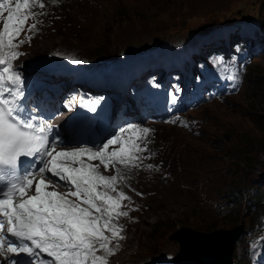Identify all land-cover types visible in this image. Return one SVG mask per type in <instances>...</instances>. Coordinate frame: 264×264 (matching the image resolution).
<instances>
[{"label":"rangeland","instance_id":"374dc122","mask_svg":"<svg viewBox=\"0 0 264 264\" xmlns=\"http://www.w3.org/2000/svg\"><path fill=\"white\" fill-rule=\"evenodd\" d=\"M50 1L36 0L31 5V11L42 15L26 21L28 26L30 22L36 24L35 29L27 28L25 32L31 44H19V49L28 45V53L12 61L24 80L35 76L31 82L42 81L41 70L51 66L55 55L78 61L76 64L86 72L89 68L102 74L114 65L123 77L118 78L120 81L133 83L131 67L153 64L152 57L144 60L152 52L172 62L186 58L189 64L211 50H216L209 54L217 53V58H225L221 54L224 52H250L253 65L245 76L240 73L233 92L218 101L206 100L184 116L188 124L194 123L195 132L153 124L156 131L147 137L152 135L151 147L156 155L151 157L158 156L155 167H162L159 171L138 173V167H120L125 177L131 174L132 185L142 194L128 184L133 191L128 195L130 200H123L122 208L128 216L119 220L123 239L111 241L119 248L109 256L108 264H150L149 260L151 264H171L172 255L180 251L179 242L171 237L177 231L184 229L183 235L189 230L203 234L241 224L245 232L234 245L231 262L254 264V256L264 250V0ZM41 2L43 9L39 7ZM15 3L13 0L12 8ZM24 14L22 9L20 15ZM4 17L0 19L2 25ZM249 36L254 38V46ZM219 40L226 46H217ZM43 41H48V47H40ZM96 49L106 53L96 56ZM22 56H26V62L19 66ZM236 65L243 68L242 62ZM178 68L173 66L171 70ZM198 68L203 70V65L198 64ZM134 116V121L118 125L113 131L111 136L119 143L109 145L106 155L110 149L119 148L124 150L121 154H126L137 137L144 140V133L136 136L128 126L148 128L152 123L141 121L137 113ZM108 136H99L101 142L95 146L102 148ZM92 162L103 165L98 159ZM256 197L262 203L259 201L257 209L252 206Z\"/></svg>","mask_w":264,"mask_h":264},{"label":"snow or ice","instance_id":"6c2138e0","mask_svg":"<svg viewBox=\"0 0 264 264\" xmlns=\"http://www.w3.org/2000/svg\"><path fill=\"white\" fill-rule=\"evenodd\" d=\"M6 2L0 0V14ZM35 3L36 0H16L15 8L7 10L0 27V256L8 259L9 264H20L17 258L22 254L27 264H107L106 256L113 255L119 248V244L109 248V243L123 239L120 235L123 225L119 220L127 217L128 212L121 210L125 207L122 201L131 199L118 188L126 177L120 174L116 164L129 170L140 167L137 161L144 158L135 153L147 152V144L141 148L136 143L126 154H121L124 152L121 148L106 155L109 145L119 143L111 138L98 152L82 149L55 152L57 141L48 139L52 126L35 116L22 115L24 79L12 61L21 55L15 49L24 41H13L24 31L30 17L42 15L31 11ZM39 7L43 9L44 4L41 2ZM22 9L25 10L23 16L20 15ZM35 28L36 24H32L29 31ZM176 99L173 95L171 102L175 103ZM91 103L90 110L97 111L100 100ZM150 131L143 129L145 141ZM82 155L98 159L105 170L111 165L117 175L105 177L99 172V165L73 168L57 161L58 157ZM21 157L38 160L41 166L34 164L21 173L24 163ZM45 158L50 159L45 162ZM147 167L151 169L153 165ZM37 172L42 178L35 182V194L27 195ZM49 173L54 179L45 183L43 177ZM60 182L69 187L68 193L47 190ZM106 231L111 235H105ZM9 236L14 237L15 242L9 240ZM100 250H104L106 256L97 255ZM42 254L51 259H45Z\"/></svg>","mask_w":264,"mask_h":264},{"label":"water","instance_id":"95a60500","mask_svg":"<svg viewBox=\"0 0 264 264\" xmlns=\"http://www.w3.org/2000/svg\"><path fill=\"white\" fill-rule=\"evenodd\" d=\"M243 225L229 230H216L209 234H194L189 242H186L182 230L171 236L178 238L180 245L178 263L181 264H230L234 244L242 234ZM176 236V237H175ZM183 254V255H182ZM181 256V257H180ZM206 262V263H205Z\"/></svg>","mask_w":264,"mask_h":264},{"label":"bare ground","instance_id":"6f19581e","mask_svg":"<svg viewBox=\"0 0 264 264\" xmlns=\"http://www.w3.org/2000/svg\"><path fill=\"white\" fill-rule=\"evenodd\" d=\"M52 1V0H51ZM50 1V2H51ZM34 7V6H33ZM36 10V9H35ZM255 14V13H254ZM248 38H250V36L248 37ZM233 39V38H232ZM251 39V41H252V46H254L255 45V40H254V38L253 37H251L250 38ZM217 44H219V45H217V46H226V42H224L223 40H219L218 42H217ZM40 47L41 48H46V47H48V41L46 42V41H43L41 44H40ZM212 47H215V46H212ZM62 59V58H61ZM66 60V58H64V61ZM165 61H164V64H161V63H158V64H155V63H150V65H144V64H140V63H138V64H136V66H135V68H133V67H131V73H133L134 74V77H132V78H134V80H137L138 78H137V76H141L143 73H145L146 71H145V69L147 68V67H152V66H154L155 65V68H158L159 66H164V69H166V70H171V68H173V66H180V64H176V63H172L168 58H166V59H164ZM64 61L62 60V61H60L59 62V64L60 65H63V63H64ZM141 65V67H139L138 68V66H140ZM65 70H67V69H65ZM88 71H91L90 72V75H91V77H97V75L98 74H100L99 72H98V70L97 69H87ZM113 73L115 74V76H114V78L113 79H118V77H117V75H118V73H119V70L118 69H113ZM62 79L63 78H60L58 81H62ZM70 79H72L71 77H68L66 80L69 82L70 81ZM119 80V79H118ZM109 83H111V81H109ZM121 83V82H120ZM258 120V119H257ZM123 144V143H122ZM121 145V144H120ZM121 147V146H120ZM109 148V147H108ZM111 148V147H110ZM120 149V148H119ZM118 149V150H119ZM150 159L151 160H153V158L152 157H150ZM156 164V163H155ZM164 164V163H163ZM166 165V164H165ZM172 165V164H171ZM160 168H162V167H160ZM171 169V168H170ZM128 170V169H127ZM249 173L248 174H251V171H250V169L249 170H247ZM178 172V171H177ZM139 173V172H138ZM131 175V174H130ZM142 177V176H141ZM140 177V178H141ZM155 178V177H154ZM136 179V178H135ZM142 179V178H141ZM176 179H178L177 177H176ZM165 180V179H164ZM127 184H129L135 191H137V193L139 192V193H141L138 189H137V187H136V185H132V183H133V181L132 180H130L129 178H126L125 180H124ZM166 181V180H165ZM168 181V180H167ZM178 181H179V179H178ZM132 182V183H131ZM177 182V181H176ZM180 182V181H179ZM178 182V183H179ZM142 183H144L145 184V182H142ZM158 183V182H157ZM172 183V182H171ZM170 183V184H171ZM177 183V184H178ZM169 184V185H170ZM150 186V185H149ZM159 186V185H158ZM165 186V185H164ZM175 187L177 188V186L175 185L174 186V188H172V186H171V188H172V192H173V190L175 189ZM164 188V187H163ZM150 189V188H149ZM181 189V188H180ZM148 190V189H147ZM155 191V190H154ZM178 191H179V189H178ZM152 192V191H151ZM152 193H154V192H152ZM151 193V194H152ZM142 194V193H141ZM160 198V197H159ZM246 198V197H245ZM168 202V201H167ZM159 203V202H158ZM165 203L163 202V205H164ZM157 205V204H156ZM160 205V204H159ZM178 234V233H177ZM177 234H175V235H177ZM176 237V236H175ZM176 241H178V238H176ZM179 242V241H178ZM179 244V243H178ZM180 247V246H179Z\"/></svg>","mask_w":264,"mask_h":264},{"label":"trees","instance_id":"16d2710c","mask_svg":"<svg viewBox=\"0 0 264 264\" xmlns=\"http://www.w3.org/2000/svg\"><path fill=\"white\" fill-rule=\"evenodd\" d=\"M263 33H264V31H263ZM94 53H95L96 56H102V55H104L106 52H104L103 49H96V50H94ZM251 66H252V65H251ZM262 128H264V127H262ZM260 200H261L260 197H256V198L252 201V204H253V206H255V208L261 206V205H259V201H260ZM260 203H261V201H260ZM261 204H262V203H261Z\"/></svg>","mask_w":264,"mask_h":264}]
</instances>
